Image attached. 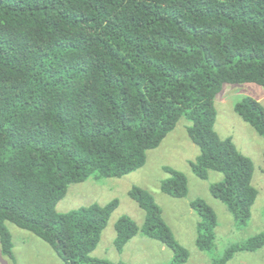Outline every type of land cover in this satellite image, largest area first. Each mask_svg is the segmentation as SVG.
Returning <instances> with one entry per match:
<instances>
[{"label": "trees", "instance_id": "1", "mask_svg": "<svg viewBox=\"0 0 264 264\" xmlns=\"http://www.w3.org/2000/svg\"><path fill=\"white\" fill-rule=\"evenodd\" d=\"M226 84L264 87V0H0V242L15 260L8 223L42 239L64 264H112L93 257L119 201L68 213L57 210L72 184L123 178L186 118L200 148L195 175H224L211 185L245 226L259 196L255 166L232 138L216 131V98ZM236 113L264 138V106L245 97ZM162 191L189 194L187 176L171 167ZM146 213L116 224L122 252L140 233L186 264L189 251L166 223L153 194L134 186ZM197 246H215L218 215L205 200ZM264 249V233L233 245L212 264Z\"/></svg>", "mask_w": 264, "mask_h": 264}, {"label": "rangeland", "instance_id": "2", "mask_svg": "<svg viewBox=\"0 0 264 264\" xmlns=\"http://www.w3.org/2000/svg\"><path fill=\"white\" fill-rule=\"evenodd\" d=\"M245 97H253L264 106V87L257 84H226L216 98L218 118L216 131L222 139L232 138L238 149L249 157L255 166L253 179L259 196L247 225L237 224L227 207L215 199L211 185L224 179L218 172H210L208 180L198 178L192 170L191 161L200 155V148L188 135L189 121L182 118L177 128L157 149L148 153L146 165L123 178L91 177L86 182L72 184L57 210L68 213L81 207L100 204L106 206L114 200L119 207L112 215L102 234L93 257L105 259L112 264H172L175 254L161 242L140 233L132 239L122 252L116 248V224L122 217L132 218L140 227L144 226L146 213L130 197L134 186L150 191L163 210V216L175 237L190 253L186 264H212L233 245L243 244L250 238L264 233V138L235 111L236 104ZM183 172L189 182V194L177 199L162 191L163 182L169 177L165 168ZM205 200L218 215L215 246L211 251H201L197 246L200 218L191 203ZM13 235L15 260L3 255L0 242V264H64L63 259L35 234L8 223ZM229 264H264V249L257 253L243 252Z\"/></svg>", "mask_w": 264, "mask_h": 264}]
</instances>
